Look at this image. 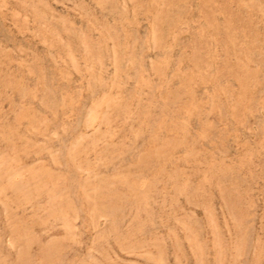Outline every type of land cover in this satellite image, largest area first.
Here are the masks:
<instances>
[{
  "label": "rangeland",
  "instance_id": "374dc122",
  "mask_svg": "<svg viewBox=\"0 0 264 264\" xmlns=\"http://www.w3.org/2000/svg\"><path fill=\"white\" fill-rule=\"evenodd\" d=\"M0 264H264V0H0Z\"/></svg>",
  "mask_w": 264,
  "mask_h": 264
}]
</instances>
